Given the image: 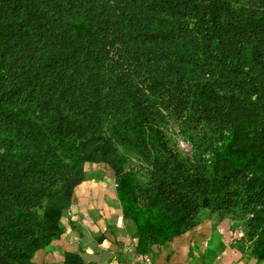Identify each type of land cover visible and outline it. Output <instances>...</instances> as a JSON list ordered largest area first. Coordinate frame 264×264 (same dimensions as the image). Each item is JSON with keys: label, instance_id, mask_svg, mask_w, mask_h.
Listing matches in <instances>:
<instances>
[{"label": "trees", "instance_id": "16d2710c", "mask_svg": "<svg viewBox=\"0 0 264 264\" xmlns=\"http://www.w3.org/2000/svg\"><path fill=\"white\" fill-rule=\"evenodd\" d=\"M99 163L139 253L207 209L264 264V0H0V264H35Z\"/></svg>", "mask_w": 264, "mask_h": 264}, {"label": "crops", "instance_id": "0c3cea01", "mask_svg": "<svg viewBox=\"0 0 264 264\" xmlns=\"http://www.w3.org/2000/svg\"><path fill=\"white\" fill-rule=\"evenodd\" d=\"M90 166L109 168L114 182L111 176L87 172L75 189L70 216L63 218L65 232L36 251L35 264H63L68 252H81L93 264H145L147 260L148 264H256L247 253L248 243L246 248L231 241L227 245L223 231L210 218L205 225L200 223L171 241L153 245L148 253H139L133 224L125 220L116 194L113 170L104 163Z\"/></svg>", "mask_w": 264, "mask_h": 264}, {"label": "rangeland", "instance_id": "374dc122", "mask_svg": "<svg viewBox=\"0 0 264 264\" xmlns=\"http://www.w3.org/2000/svg\"><path fill=\"white\" fill-rule=\"evenodd\" d=\"M172 134H173L175 141L177 140L176 145L178 148H180L181 150H184L185 152L190 149L189 142L185 139L184 135L179 131L177 125L173 127ZM86 168L88 171L93 172L92 174L94 173L96 174L92 176H95V177L96 176L101 177V176H106V175L108 177L111 176L110 177L112 179L111 182L112 183L114 182L112 171L109 172L108 170L109 168L101 166L100 169H98V166H90V165H87ZM107 170L108 172H106ZM66 215L70 216L68 211L66 212ZM199 217L202 220L201 222L202 225L206 224L205 219L210 218L209 220L212 221V225L214 227H217L221 231H223V236H224V239L227 245H230V241H231L232 243H234V245L246 248L247 241H246L245 234L242 230L243 228L240 225L241 224L240 221L238 220L235 221V219L233 218L231 219L230 217L221 215L219 213H211L207 209H201L199 212ZM247 253L250 255V252H247Z\"/></svg>", "mask_w": 264, "mask_h": 264}, {"label": "built area", "instance_id": "2783aa9c", "mask_svg": "<svg viewBox=\"0 0 264 264\" xmlns=\"http://www.w3.org/2000/svg\"><path fill=\"white\" fill-rule=\"evenodd\" d=\"M113 264H117V262L113 263ZM145 264H148V260L145 262Z\"/></svg>", "mask_w": 264, "mask_h": 264}]
</instances>
